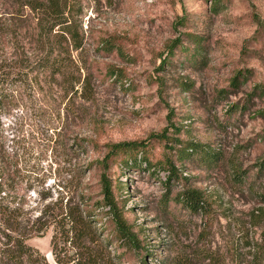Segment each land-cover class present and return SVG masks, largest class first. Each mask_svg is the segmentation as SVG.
<instances>
[{"label": "rangeland", "instance_id": "374dc122", "mask_svg": "<svg viewBox=\"0 0 264 264\" xmlns=\"http://www.w3.org/2000/svg\"><path fill=\"white\" fill-rule=\"evenodd\" d=\"M78 1L80 81L63 93L23 66L35 56L28 9L0 0V17L23 26L16 41L0 37V73L12 72L0 107V250L15 217L47 264H264V0H219L216 11L215 0ZM103 33L122 55L96 53L91 36ZM131 142L140 145L104 162L110 146ZM102 175L139 248L120 245L111 222L95 223L91 240L33 231L45 203L101 200ZM191 189L200 211L178 203Z\"/></svg>", "mask_w": 264, "mask_h": 264}, {"label": "trees", "instance_id": "16d2710c", "mask_svg": "<svg viewBox=\"0 0 264 264\" xmlns=\"http://www.w3.org/2000/svg\"><path fill=\"white\" fill-rule=\"evenodd\" d=\"M18 8H26L30 13L31 21H33L32 31L29 32L30 42L34 48V60L31 64H24L26 67L31 65L32 69L37 73H43L52 81L60 82V89L64 93V82L72 89L74 83L80 81L79 77L72 76V68L76 67L75 61L72 58V51H83L84 49V32L81 30V15L80 3L78 0H13ZM219 0L214 1L212 10L216 11ZM22 25L17 22H8L7 19L0 17V37L9 33L16 41L17 37L22 34ZM7 31V32H6ZM28 33V32H27ZM92 43L95 46L96 53H109L115 50L122 55L121 44L115 42L114 34L103 33L99 36H91ZM178 42L175 41L172 46ZM0 71L6 66L7 58L0 56ZM22 64V62H21ZM14 66V65H13ZM22 66V67H23ZM13 69V68H12ZM77 71L81 68L76 67ZM109 75L114 76V80L118 81L121 76V70L114 67L108 68ZM12 73V72H11ZM10 72L5 74L0 73V107L1 103L7 101L10 95L5 94L3 87L8 86L12 79L9 77ZM87 79L84 78V85ZM262 94L264 91L261 89ZM264 120V111L260 112ZM152 137L158 138L160 135L151 134ZM140 144L118 143L110 146L109 151L104 157V162L112 158L116 152L121 149H135ZM188 154L183 153L180 158H185ZM213 156H216L213 154ZM136 161V158L133 162ZM168 178L176 176V168L170 166L166 169ZM102 191V199L93 203V206H88L84 199L85 195L79 196V201L72 202L67 200L58 203H45L39 210L38 215L33 219L34 232L37 235L42 234L46 229L52 227L58 237L64 243V238L68 239L69 233L76 241L84 238L91 240L95 236L93 230L97 227L95 223H99L101 229L107 230L106 222H111L112 236L120 242V245L139 248V241L133 227L128 224L122 215L121 208L118 207L115 201L111 184L102 175L100 178ZM45 199L47 194L40 196ZM178 203L183 204L189 211L197 212L203 209V200L201 195L196 190H182L177 194ZM99 208L100 212L95 209ZM5 231H2V237L5 239L3 247L0 250V262L2 264H47L44 262L43 256L34 248L25 243L28 233L24 232V227L21 221H17L15 217L11 222L3 224ZM65 226V227H64ZM16 232V234H12ZM56 234L52 237L51 248L55 252L58 237ZM112 236L107 235V242ZM54 254V253H53ZM71 263V262H70ZM56 264H66L64 260L58 259ZM75 264H95V260L87 262H77ZM141 264H146L142 261Z\"/></svg>", "mask_w": 264, "mask_h": 264}]
</instances>
